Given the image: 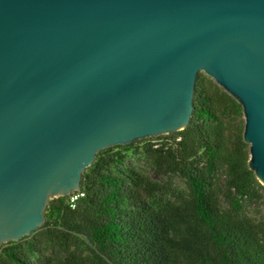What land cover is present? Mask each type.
<instances>
[{
	"label": "water",
	"instance_id": "water-1",
	"mask_svg": "<svg viewBox=\"0 0 264 264\" xmlns=\"http://www.w3.org/2000/svg\"><path fill=\"white\" fill-rule=\"evenodd\" d=\"M200 73L240 105L264 187V0H0V246L99 152L184 130Z\"/></svg>",
	"mask_w": 264,
	"mask_h": 264
},
{
	"label": "trees",
	"instance_id": "trees-1",
	"mask_svg": "<svg viewBox=\"0 0 264 264\" xmlns=\"http://www.w3.org/2000/svg\"><path fill=\"white\" fill-rule=\"evenodd\" d=\"M192 107L180 132L99 152L74 206L52 200L39 230L0 246V264H264L242 109L201 73Z\"/></svg>",
	"mask_w": 264,
	"mask_h": 264
},
{
	"label": "rangeland",
	"instance_id": "rangeland-1",
	"mask_svg": "<svg viewBox=\"0 0 264 264\" xmlns=\"http://www.w3.org/2000/svg\"><path fill=\"white\" fill-rule=\"evenodd\" d=\"M205 76V75H204ZM242 121H243V118L241 119ZM131 164H133V165H137V166H141L142 165V163L141 162H139L137 159H136V157H132V156H129L128 157V160H127V162H126V166H130ZM150 177L153 179V180H158L153 174H151L150 175ZM177 182V184L179 185V181H176ZM263 189H264V187H263ZM263 197H264V191H263ZM264 210V198H263V201H262V203L259 205V207H258V210L257 211H263Z\"/></svg>",
	"mask_w": 264,
	"mask_h": 264
},
{
	"label": "built area",
	"instance_id": "built-area-1",
	"mask_svg": "<svg viewBox=\"0 0 264 264\" xmlns=\"http://www.w3.org/2000/svg\"><path fill=\"white\" fill-rule=\"evenodd\" d=\"M82 196L81 194H77L76 192L72 193L70 196H68V205L70 207H73L75 204V201L77 200L78 197Z\"/></svg>",
	"mask_w": 264,
	"mask_h": 264
}]
</instances>
